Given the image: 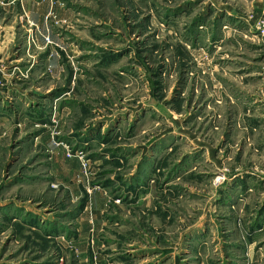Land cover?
<instances>
[{
  "label": "rangeland",
  "instance_id": "obj_1",
  "mask_svg": "<svg viewBox=\"0 0 264 264\" xmlns=\"http://www.w3.org/2000/svg\"><path fill=\"white\" fill-rule=\"evenodd\" d=\"M0 264H264V0H0Z\"/></svg>",
  "mask_w": 264,
  "mask_h": 264
}]
</instances>
